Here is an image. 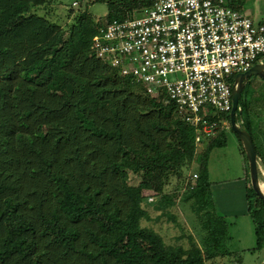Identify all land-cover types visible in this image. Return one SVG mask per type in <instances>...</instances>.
I'll list each match as a JSON object with an SVG mask.
<instances>
[{"label": "trees", "instance_id": "16d2710c", "mask_svg": "<svg viewBox=\"0 0 264 264\" xmlns=\"http://www.w3.org/2000/svg\"><path fill=\"white\" fill-rule=\"evenodd\" d=\"M95 1L110 5L107 22L153 3ZM227 1L239 11L248 3ZM45 4L0 0V264H207L231 256L225 245L229 223L213 200L209 161L216 148L226 145L232 127L204 142L199 179L186 197L207 233L205 247L194 235L187 244L166 243L147 222L154 211L173 219L176 208L149 202L144 190L162 189L173 171L194 160L195 128L174 103L148 95L114 69L101 71L90 49L107 22L84 11L65 28L38 12ZM80 55L81 66L69 71ZM88 59L89 75L83 73ZM136 92L159 115L148 128L137 120L141 137L127 146L128 116L121 104ZM42 93L60 97L75 122L57 120L55 109L40 99ZM44 116L51 122L37 130L32 121ZM226 117L231 120V114ZM247 129L255 141L251 121ZM156 134L164 135L166 148ZM131 173L143 182L131 184ZM247 203L258 238L251 250L264 251V199L252 185Z\"/></svg>", "mask_w": 264, "mask_h": 264}, {"label": "built area", "instance_id": "2783aa9c", "mask_svg": "<svg viewBox=\"0 0 264 264\" xmlns=\"http://www.w3.org/2000/svg\"><path fill=\"white\" fill-rule=\"evenodd\" d=\"M91 57L155 98L174 103L196 130V144L229 126L238 74L264 59V22L227 0H153L107 22Z\"/></svg>", "mask_w": 264, "mask_h": 264}, {"label": "rangeland", "instance_id": "374dc122", "mask_svg": "<svg viewBox=\"0 0 264 264\" xmlns=\"http://www.w3.org/2000/svg\"><path fill=\"white\" fill-rule=\"evenodd\" d=\"M242 12L256 17L261 15L264 18V0H248L242 6ZM39 10V11H38ZM37 11L48 19L55 21L65 28H69L75 21L78 14L87 11L97 21L106 23L110 13V5L95 0H46L45 6ZM136 9L134 12H140ZM83 55L78 56L73 63L67 67L69 71L75 72L83 62ZM92 62L88 59L85 62L83 73L90 74ZM88 69V72H86ZM40 99L46 101L55 109L57 120L63 123L75 122L73 110H68L62 105L60 97L42 93ZM243 113L237 116L238 123L242 128H247V122L257 125L256 134L264 132V78L254 76L247 84L243 94ZM125 110L128 121L124 133L127 146L136 143L141 137L137 129V120L144 128L152 126L159 112L152 106L150 101L141 93L136 92L121 104ZM47 117L40 121H32L33 127L46 129L49 125ZM232 127L231 120L227 128ZM259 128V129H258ZM161 144L166 148V139L163 134H156ZM227 143L223 147L216 148L209 161L210 180L212 182V195L216 208L221 216L229 223L230 238L226 246L232 252L231 256H220L216 259H208L207 264H263L264 251H252L256 247L258 238L256 235V223L248 211L247 190L252 185L250 162L246 150L239 136L233 129L227 133ZM256 141V140H255ZM258 151L264 155V148L256 142ZM206 146L197 144L194 160L184 164L173 171L165 180L162 189H145L144 195L149 202L158 206L176 208L177 216L171 218H160L159 211L152 215V220L147 222L160 235L166 243L189 242L191 235L202 247H205L206 231L193 210L192 202L186 199L190 187L196 185L199 179L200 169L203 162V154ZM259 154V153H258ZM264 158V157H263ZM259 173L261 184L264 185V161L259 158ZM144 177L131 173L130 182L133 185H140ZM181 238V239H180Z\"/></svg>", "mask_w": 264, "mask_h": 264}, {"label": "water", "instance_id": "95a60500", "mask_svg": "<svg viewBox=\"0 0 264 264\" xmlns=\"http://www.w3.org/2000/svg\"><path fill=\"white\" fill-rule=\"evenodd\" d=\"M254 76H260L264 78V62H259L255 64L250 70L237 75L235 79L234 89H233V102L234 107L231 112V125L233 131L237 133L243 146L246 150L249 162L252 186L256 193L264 199V189L260 180L259 173V154L257 146L255 144L252 133L247 128H242L238 123V113L242 114L243 111L240 107L241 99L243 97L245 88L250 82L251 78ZM264 264V262H263Z\"/></svg>", "mask_w": 264, "mask_h": 264}, {"label": "crops", "instance_id": "0c3cea01", "mask_svg": "<svg viewBox=\"0 0 264 264\" xmlns=\"http://www.w3.org/2000/svg\"><path fill=\"white\" fill-rule=\"evenodd\" d=\"M244 13L247 14V15H249V16H251V15L249 14L250 12H248V13L244 12ZM251 17L253 18V16H251ZM253 19H255L257 22H264V18H263V16H261V15H256V17L253 18ZM263 62H264V59H263ZM256 127H257L256 124L253 125V129H254V133H255V140H256V142H259V144H260V146H261L262 148H264V132H263V133H260V134H256V131H255ZM258 129H259V128H258ZM256 144H257V143H256ZM262 156L264 157L263 154H262Z\"/></svg>", "mask_w": 264, "mask_h": 264}, {"label": "bare ground", "instance_id": "6f19581e", "mask_svg": "<svg viewBox=\"0 0 264 264\" xmlns=\"http://www.w3.org/2000/svg\"><path fill=\"white\" fill-rule=\"evenodd\" d=\"M262 186H263V189H264V185L262 184Z\"/></svg>", "mask_w": 264, "mask_h": 264}]
</instances>
